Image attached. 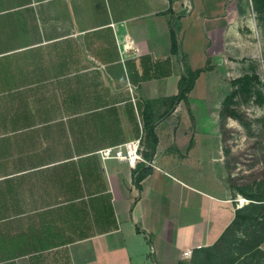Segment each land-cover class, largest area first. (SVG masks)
<instances>
[{
  "label": "crops",
  "instance_id": "obj_1",
  "mask_svg": "<svg viewBox=\"0 0 264 264\" xmlns=\"http://www.w3.org/2000/svg\"><path fill=\"white\" fill-rule=\"evenodd\" d=\"M256 1L0 0V264L264 252V137L220 119ZM139 137L135 166L99 153Z\"/></svg>",
  "mask_w": 264,
  "mask_h": 264
},
{
  "label": "rangeland",
  "instance_id": "obj_2",
  "mask_svg": "<svg viewBox=\"0 0 264 264\" xmlns=\"http://www.w3.org/2000/svg\"><path fill=\"white\" fill-rule=\"evenodd\" d=\"M255 9L256 14L251 10L255 20L251 24L252 30H249L251 40L249 65L247 67L245 64L244 71L236 65L234 71V75L246 73L249 78L245 81V89H241V93L234 97L230 113L223 109L220 117L222 122L226 120L232 122L236 137L244 134L251 137H264V0L256 1ZM241 123L246 125L245 128ZM222 126V135L227 137L231 134V130L226 128V125ZM251 246L252 243L231 236L220 241L213 250L206 249L198 254L194 264H232L233 262L234 264H264V252H259L258 249L241 257L242 253Z\"/></svg>",
  "mask_w": 264,
  "mask_h": 264
},
{
  "label": "built area",
  "instance_id": "obj_3",
  "mask_svg": "<svg viewBox=\"0 0 264 264\" xmlns=\"http://www.w3.org/2000/svg\"><path fill=\"white\" fill-rule=\"evenodd\" d=\"M142 149L141 138L139 137L123 144L101 149L99 153L103 158L117 157L135 166L137 160L143 159L141 155Z\"/></svg>",
  "mask_w": 264,
  "mask_h": 264
},
{
  "label": "trees",
  "instance_id": "obj_4",
  "mask_svg": "<svg viewBox=\"0 0 264 264\" xmlns=\"http://www.w3.org/2000/svg\"><path fill=\"white\" fill-rule=\"evenodd\" d=\"M192 81H193V77L190 78V83L187 85V88H189ZM180 97H181V95H180ZM152 128H153V126L149 125V126H146V129H145V131H146L145 147H146V150H148V152H144V156H149L150 154L153 153V144L151 142H149V138H150V136H152V133H153Z\"/></svg>",
  "mask_w": 264,
  "mask_h": 264
}]
</instances>
